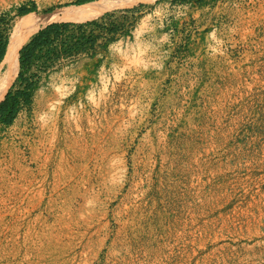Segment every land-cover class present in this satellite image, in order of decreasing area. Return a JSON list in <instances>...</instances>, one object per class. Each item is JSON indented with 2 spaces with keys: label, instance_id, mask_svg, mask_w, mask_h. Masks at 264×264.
Listing matches in <instances>:
<instances>
[{
  "label": "rangeland",
  "instance_id": "1",
  "mask_svg": "<svg viewBox=\"0 0 264 264\" xmlns=\"http://www.w3.org/2000/svg\"><path fill=\"white\" fill-rule=\"evenodd\" d=\"M78 1L0 0V34ZM57 23L97 42L0 121V264H264V0Z\"/></svg>",
  "mask_w": 264,
  "mask_h": 264
},
{
  "label": "trees",
  "instance_id": "2",
  "mask_svg": "<svg viewBox=\"0 0 264 264\" xmlns=\"http://www.w3.org/2000/svg\"><path fill=\"white\" fill-rule=\"evenodd\" d=\"M92 0H81L76 5H81ZM195 1V0H184ZM201 1V0H199ZM32 10L21 8L19 13L25 15ZM97 22H88L89 25H95ZM72 27L77 28L79 35L71 34L65 36V32ZM9 35L0 34V66L4 61L9 45ZM97 39L93 35H86L85 25H77L72 23H52L35 34L31 40L19 52V64L17 82L24 86L21 90L13 92L8 91L5 99L0 103V121L7 125L13 123L16 115L19 112V105L22 101L31 102L32 95L37 88V82H33L28 74L31 72L34 65L40 62L47 63L48 61L59 60L63 54L73 55L79 53L86 45L94 47ZM13 87V86H12Z\"/></svg>",
  "mask_w": 264,
  "mask_h": 264
},
{
  "label": "bare ground",
  "instance_id": "3",
  "mask_svg": "<svg viewBox=\"0 0 264 264\" xmlns=\"http://www.w3.org/2000/svg\"><path fill=\"white\" fill-rule=\"evenodd\" d=\"M156 1L157 0H100L79 6L57 9L46 14L30 13L21 17L19 20L17 19L18 21L8 45V55L3 65L0 66V103L5 99L6 94L13 85L17 76L20 48L42 27H46L57 22L87 21L97 17L105 11L116 8L123 9V7L131 8L132 6L140 3L149 4ZM73 160L74 158H70V162ZM4 175L7 176L5 173ZM68 177L70 178V176ZM70 179L72 180L70 184L76 183V181H73L76 177ZM67 189V187L60 188L59 192H63ZM60 258L61 254L56 257L57 260ZM43 261L48 262L49 260L47 259Z\"/></svg>",
  "mask_w": 264,
  "mask_h": 264
},
{
  "label": "water",
  "instance_id": "4",
  "mask_svg": "<svg viewBox=\"0 0 264 264\" xmlns=\"http://www.w3.org/2000/svg\"><path fill=\"white\" fill-rule=\"evenodd\" d=\"M20 50H21V48H20ZM20 50H19V52H20ZM7 55H8V49H7V53H6V56H5V58H4V61H5V59H6V57H7ZM4 61H3V63H4ZM3 63L1 64V65H3ZM7 69V68H6ZM18 76V75H17Z\"/></svg>",
  "mask_w": 264,
  "mask_h": 264
},
{
  "label": "crops",
  "instance_id": "5",
  "mask_svg": "<svg viewBox=\"0 0 264 264\" xmlns=\"http://www.w3.org/2000/svg\"><path fill=\"white\" fill-rule=\"evenodd\" d=\"M170 1H171V3H173V1H174V0H170ZM193 2H194V1H193ZM175 3H177V2H175ZM131 13H134V14H135V12H134V11H131Z\"/></svg>",
  "mask_w": 264,
  "mask_h": 264
}]
</instances>
